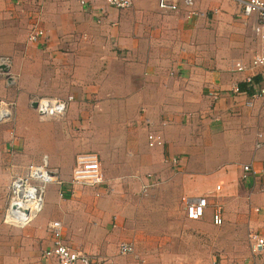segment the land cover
I'll list each match as a JSON object with an SVG mask.
<instances>
[{
  "label": "crops",
  "instance_id": "obj_1",
  "mask_svg": "<svg viewBox=\"0 0 264 264\" xmlns=\"http://www.w3.org/2000/svg\"><path fill=\"white\" fill-rule=\"evenodd\" d=\"M197 10L198 15L184 19L180 13L158 12L155 0H131L123 10L102 0H82V4L75 0H0V40L5 34L9 49L3 53L10 58L11 80L8 85L0 78V97L13 93L15 103L20 104L31 96L52 94V83H58L75 98L93 93L107 100L110 106L100 107L99 113L109 116L108 130L122 138L113 146L126 148L121 161L139 174L165 175L167 169H185L194 179L197 173L190 169L192 164L214 162L204 149L218 150L220 164L212 178L222 184L221 203L230 205L236 217L230 227L241 236L252 230L264 237V145L255 147V133L264 130V100L254 99L246 106L248 95L232 91L238 84L243 86L248 75L253 84L264 83V67L232 71L234 61L246 64L257 50L251 22L241 18L236 4L228 0H203ZM16 18H35L44 37L34 43L27 42L26 36L18 37L12 25ZM36 49L43 60L30 56ZM148 134L159 144L149 145ZM171 158L175 165L169 162ZM242 165L250 171L241 180ZM67 188H58L63 197L71 196L72 189ZM209 190V183L202 190L192 185L178 189L191 196ZM50 191L45 192L47 199ZM206 201L212 203L207 197ZM127 209L123 198L113 197L106 209L112 220L94 221L90 232L75 223L68 238L60 231V240L76 251H86L87 242L95 243L93 264L145 262L154 252L139 251L135 242L140 236L147 240L152 232L137 218L130 219ZM209 215L210 210V224ZM61 217L57 219L63 222ZM47 219L42 213L24 230L27 237L41 238L44 249L50 246L43 229ZM119 242L130 244L131 252L119 255ZM154 256L166 258L162 250ZM259 262L264 264V251Z\"/></svg>",
  "mask_w": 264,
  "mask_h": 264
},
{
  "label": "rangeland",
  "instance_id": "obj_2",
  "mask_svg": "<svg viewBox=\"0 0 264 264\" xmlns=\"http://www.w3.org/2000/svg\"><path fill=\"white\" fill-rule=\"evenodd\" d=\"M13 21L15 23L12 25L18 37H25L31 25H38L35 18H16ZM4 38L5 34L3 40H0V55L9 58V55L3 53L9 49ZM41 53L36 49L30 56L35 60H43ZM40 78L38 84L41 87L43 80ZM52 84V94L31 96L20 104L15 103L13 93L9 97H0V100L11 103L9 118L0 123V264H42L40 254L45 247L42 246V239L36 236L27 237L24 232L27 225L40 214L44 213L48 218L43 224L45 234V225L50 221H57L63 237L68 238L75 223L79 227L83 225V229L90 232L94 229L91 227L94 221L112 220V215L107 217L106 209L113 197L123 198L128 206L126 215L132 220L137 218L141 225H147V229L152 232L147 240H144L146 236H140L135 242L139 251L154 252L152 258L145 262L140 260V264H246L248 250L245 235L241 236L239 231L230 227L236 217L230 205L221 203L222 184L212 178L220 164L217 162L220 160L218 150L204 149L208 158L214 157V162L192 164L190 169L197 173L194 179L187 176L185 169H167L165 175L148 173L151 177H156L157 185L148 184L141 189V179L145 174L131 171V168L121 161L126 148L121 144L114 147L113 144L116 139L121 141L122 138L115 135L113 130H108L109 116L99 113L100 107L110 106L107 100L101 101L93 93L77 98L72 96L61 117L39 119L36 116L28 99L71 96L72 93L66 92L65 86ZM8 85H11V82ZM109 142L111 145H108ZM202 149L200 155L203 154ZM86 153L96 155L102 172L103 183L97 190L98 194L75 187L72 188L71 196L63 197L58 188L67 185V189L71 190L67 182L74 157ZM225 159L226 157H223V160ZM28 165L43 166L44 170L53 174V181L43 185L41 208L30 222L23 226L6 225L2 219L10 196V182L15 175H24ZM207 183L210 184V190L202 196L212 200L211 204H219L222 208V223L218 227L208 223L209 210H206L200 220L193 222H186L181 212L180 198L191 195L178 191L179 187L192 185L195 189L202 190ZM33 185L41 186L34 182ZM216 185L219 186L218 190L214 189ZM49 188L51 191L47 199L45 192ZM57 216H62L64 221L61 222ZM160 222L162 227H158ZM174 222L176 226L172 225ZM155 229L158 231L154 232ZM102 230L105 232L107 228ZM175 230L177 234L172 235ZM97 235L98 233L94 237ZM64 240L67 242V239ZM84 247L86 251H78L94 260L96 244L87 242ZM159 250L164 251L166 258L159 259L154 256Z\"/></svg>",
  "mask_w": 264,
  "mask_h": 264
},
{
  "label": "built area",
  "instance_id": "obj_3",
  "mask_svg": "<svg viewBox=\"0 0 264 264\" xmlns=\"http://www.w3.org/2000/svg\"><path fill=\"white\" fill-rule=\"evenodd\" d=\"M82 4V0H75ZM108 6L123 10L130 6L131 0H102ZM203 0H155L156 10L162 14L180 13L184 19H190L198 15L197 5ZM236 4L238 15L243 19L250 20V30L253 40L256 42L257 50L250 55L246 64L236 60L232 63L233 72H242L247 70L253 72L264 67V0H228ZM44 37L43 30L38 25L33 24L26 34V41L34 43L38 39ZM10 60L7 56L0 55V78H4L8 84L11 80L8 78V68ZM246 87H251L250 94L245 101L246 106L254 99H264V83L253 84L252 76L248 75L243 80ZM233 93L238 91L232 88ZM246 94V93H243ZM212 99L216 98L215 94L210 95ZM72 96L64 95L63 97L53 98H33L29 104L34 103L31 108L39 119L43 118H59L61 117L68 104L71 102ZM11 103L0 100V123L9 118V107ZM255 147L264 145V130L255 133ZM148 134V144H159L158 139ZM175 165L173 158L169 161ZM240 179H244L250 171L249 166L242 165ZM141 189L148 184L155 183V178L149 174L143 176ZM53 181V174L43 169V166L34 167L28 165L26 173L22 176L15 175L10 182V196L5 208L2 222L10 226H23L31 221L41 208V193L43 185ZM34 183L41 184L33 185ZM69 188H84L91 190L95 195L98 194L100 186L103 183L102 172L99 167L97 157L94 153L78 154L74 157L73 165L70 169L68 182ZM215 190L219 186L214 187ZM183 217L189 221L199 220L204 210L208 207L210 210L209 222L212 226L218 227L222 223L221 207L219 204H209L205 196H182L180 198ZM46 232L50 239V246L44 249L40 258L42 260L53 261L54 264H93L92 259L87 255L71 249L68 245L60 240V224L57 221H50L45 226ZM245 242L248 250L246 264H261L260 256L264 251V237L256 231L247 230L245 233ZM131 245L119 242L117 252L119 255H126L131 252Z\"/></svg>",
  "mask_w": 264,
  "mask_h": 264
},
{
  "label": "trees",
  "instance_id": "obj_4",
  "mask_svg": "<svg viewBox=\"0 0 264 264\" xmlns=\"http://www.w3.org/2000/svg\"><path fill=\"white\" fill-rule=\"evenodd\" d=\"M255 83V82H254ZM237 91L239 92V91H241V92H244V93H246V94H250V92H249V88L247 87H245L244 86V84H243V86L242 85H240V84H238L237 85Z\"/></svg>",
  "mask_w": 264,
  "mask_h": 264
},
{
  "label": "water",
  "instance_id": "obj_5",
  "mask_svg": "<svg viewBox=\"0 0 264 264\" xmlns=\"http://www.w3.org/2000/svg\"><path fill=\"white\" fill-rule=\"evenodd\" d=\"M30 107L33 108V107H34V103H31V104H30Z\"/></svg>",
  "mask_w": 264,
  "mask_h": 264
}]
</instances>
